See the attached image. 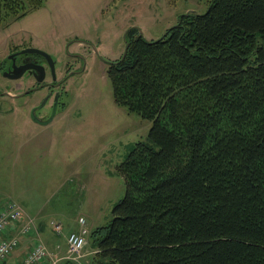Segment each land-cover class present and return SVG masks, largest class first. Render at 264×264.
Returning <instances> with one entry per match:
<instances>
[{"label": "trees", "instance_id": "16d2710c", "mask_svg": "<svg viewBox=\"0 0 264 264\" xmlns=\"http://www.w3.org/2000/svg\"><path fill=\"white\" fill-rule=\"evenodd\" d=\"M43 3L0 0V21ZM124 41L113 99L150 127L117 165L124 193L88 264H264V0H210Z\"/></svg>", "mask_w": 264, "mask_h": 264}, {"label": "rangeland", "instance_id": "374dc122", "mask_svg": "<svg viewBox=\"0 0 264 264\" xmlns=\"http://www.w3.org/2000/svg\"><path fill=\"white\" fill-rule=\"evenodd\" d=\"M209 1L44 0L23 17L0 21V209L14 204L22 210L20 223L31 221L32 232L21 235L20 244L40 241L57 264H67L66 235L83 217L88 233L82 262L94 259L89 233L110 220L112 206L124 193L117 165L137 141L146 139L150 127L148 119L115 103L108 61L122 55L130 27L156 39L179 14L202 13ZM26 47L49 53L56 76H65L61 105L47 124L29 116L47 88L13 98L35 81L1 72L10 53ZM51 221L60 223V231ZM20 223L10 232H17Z\"/></svg>", "mask_w": 264, "mask_h": 264}, {"label": "built area", "instance_id": "2783aa9c", "mask_svg": "<svg viewBox=\"0 0 264 264\" xmlns=\"http://www.w3.org/2000/svg\"><path fill=\"white\" fill-rule=\"evenodd\" d=\"M22 210L14 205L8 204L7 207L0 209V264H7L10 254L18 247L20 236L32 232L31 221L22 222ZM19 222L17 232H10L12 227ZM79 226L76 230H72L66 235V258L72 259L76 264H82L81 258L84 256L83 247L86 243L88 230L85 227L83 217L78 218ZM51 227L60 231L61 225L58 222H50ZM50 252L46 250L44 244L40 241L35 242L28 250H26L22 258L12 264H56V259H50Z\"/></svg>", "mask_w": 264, "mask_h": 264}, {"label": "flooded vegetation", "instance_id": "af4514ba", "mask_svg": "<svg viewBox=\"0 0 264 264\" xmlns=\"http://www.w3.org/2000/svg\"><path fill=\"white\" fill-rule=\"evenodd\" d=\"M16 52L17 51H12L7 56V58H6L7 59V66L4 69H2L1 72L2 71H6V70L7 71L11 70L12 63H14L15 65H21V64H26V63H39V64L44 65L45 74H46L45 78H47V76H48L49 77V82L44 81L45 80V78H44V80L42 81L43 83L42 82L39 83V82L35 81V73H34L35 71H33V70H25L24 73L22 74V76L26 75V76L32 77L34 79V81H35V86H30L28 89L24 90L23 92L18 93V94H14L13 98L19 97V96H21L23 94H28V93L33 92V91H38V90H42V89L47 88L46 92L44 93V95L40 99V101L37 104L32 105L30 107V109H29V116H30L31 110L33 108L37 107L39 104H41L43 102V100H45L40 108H35V110H34V114L37 117H41V120H45L51 115L52 107H53V104H54L55 94L56 93H58V99H57V106H56L55 113H56L57 108L59 107V105H61V102H60V93H61L60 92V87L62 86V83H63V81L65 79V76L64 77H60V79H59V77H57L56 74H55V77H52L46 62L42 63L37 57H35L33 55H30V54L28 55V53H25V54L17 53V54H15ZM10 55H12V56H10ZM3 94H5V93L3 92ZM5 95L11 96L10 94H5ZM45 106H48L47 108L49 109V111H48L47 114L40 116V111ZM55 113L53 114V116L55 115Z\"/></svg>", "mask_w": 264, "mask_h": 264}, {"label": "water", "instance_id": "95a60500", "mask_svg": "<svg viewBox=\"0 0 264 264\" xmlns=\"http://www.w3.org/2000/svg\"><path fill=\"white\" fill-rule=\"evenodd\" d=\"M139 32L141 33V31H139ZM17 53H19V54H25V53L38 54V55L42 56L43 59L45 60L46 64H47L49 70H50L52 77H55V61L49 53H47L43 50H40L38 48H34V47L23 48V49L17 51L15 54H17ZM124 53H125V50L123 51L122 55H124ZM10 56H12V55H10ZM25 70L35 71L34 72L35 73V81H37L39 83H41L44 80L45 75H46L44 65L39 64V63H26V64H21V65H15L14 63H12L11 70H9V71L6 70V71H3L2 73L7 78L17 79V78H20L22 76V74L24 73ZM4 93L9 94L8 92H4ZM57 99H58V93L55 94V100H54V104L52 107V112H51V115L47 119L41 120L39 117H37L34 114L35 108H40L45 100H43V102L41 104H39L37 107H35L31 110V112H30L31 119H33L35 122H37L39 124H47L48 122H50L52 120L53 114L55 113V110H56Z\"/></svg>", "mask_w": 264, "mask_h": 264}, {"label": "crops", "instance_id": "0c3cea01", "mask_svg": "<svg viewBox=\"0 0 264 264\" xmlns=\"http://www.w3.org/2000/svg\"><path fill=\"white\" fill-rule=\"evenodd\" d=\"M42 212V209L40 213ZM37 218L40 217V215L37 216V214H34ZM28 238V237H27ZM32 241L30 240L27 244L22 241V244L19 243L18 247L10 254V256L7 259V264H12L14 262L19 261L22 258V255L26 250H28L29 247H31ZM58 251V250H56ZM51 253V251H49ZM55 255V254H52Z\"/></svg>", "mask_w": 264, "mask_h": 264}, {"label": "bare ground", "instance_id": "6f19581e", "mask_svg": "<svg viewBox=\"0 0 264 264\" xmlns=\"http://www.w3.org/2000/svg\"><path fill=\"white\" fill-rule=\"evenodd\" d=\"M56 235V234H55Z\"/></svg>", "mask_w": 264, "mask_h": 264}]
</instances>
